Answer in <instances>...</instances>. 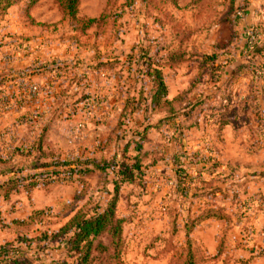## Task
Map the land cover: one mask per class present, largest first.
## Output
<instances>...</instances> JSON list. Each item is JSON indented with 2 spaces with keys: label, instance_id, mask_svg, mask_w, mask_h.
Wrapping results in <instances>:
<instances>
[{
  "label": "rangeland",
  "instance_id": "obj_1",
  "mask_svg": "<svg viewBox=\"0 0 264 264\" xmlns=\"http://www.w3.org/2000/svg\"><path fill=\"white\" fill-rule=\"evenodd\" d=\"M71 1L0 0V246L27 264H264V0ZM138 149L142 178L117 181ZM113 197L101 236L59 234Z\"/></svg>",
  "mask_w": 264,
  "mask_h": 264
},
{
  "label": "trees",
  "instance_id": "obj_2",
  "mask_svg": "<svg viewBox=\"0 0 264 264\" xmlns=\"http://www.w3.org/2000/svg\"><path fill=\"white\" fill-rule=\"evenodd\" d=\"M75 3V0L69 2V7L72 9L71 6H73ZM247 44V43H246ZM248 46V45H247ZM250 47V46H248ZM254 48V47H253ZM252 48V49H253ZM251 49V50H252ZM206 60V59H205ZM169 67L174 68L176 67V64L179 62V60H176L174 55H171V58L168 59ZM210 60H208L206 63H208ZM205 64L199 66V69H204L208 68L211 72V76H214L215 74V69H212L209 67V65L204 66ZM212 65V64H211ZM44 67V66H43ZM60 70V69H59ZM152 72V82H153V87H152V93L148 96V99H150V102L152 104L158 103L162 97H164L167 94L163 77L161 72L158 69H154ZM150 72V73H151ZM2 81L0 80V85H2ZM147 98V96H146ZM125 106L122 110L123 113H125ZM42 136V135H41ZM41 136L38 139V144L37 148H41ZM136 157L133 161V163H129V161H124V159H117L118 161H115V165L110 167V161H100L99 162V167H96L98 170L101 172H105L109 170L108 168L113 170L115 175L118 177V180H121V182H134L135 180H140L142 178V171L141 167L139 164V159H142L143 155H139V149L137 150ZM78 160L76 161H65L64 163H61L62 166H72L73 163L78 164ZM91 165L95 164L96 166V160L90 162ZM36 163L32 166V169H36ZM56 165V163H54ZM114 164V163H113ZM79 165V164H78ZM41 167L44 168H49L50 165L45 164ZM47 175L51 176H58L59 173L57 171H46ZM70 174L69 176L74 175V176H87L91 174V171L89 170V166H87L85 163L80 164V167H77V169H69ZM67 172H64L66 174ZM68 179H71V177H68ZM9 188L4 189V196L6 197L9 192L15 190L18 188V186L21 185L20 182H17L15 179H9L8 180ZM32 187H35L33 185ZM116 191V190H115ZM1 195V194H0ZM114 206H115V197L109 201L107 208L102 211L101 214L97 215L96 218L93 217H86L84 218L81 216L79 212H77L73 218L69 221L68 224L64 226V228L61 230L59 234H62L63 236H67L70 234V241L75 244H79L83 239L82 238H92L96 239L99 236H101L105 231H106V223H108L114 215ZM5 262V263H11V264H27L26 261H21V254L19 248H17L14 244H4L0 246V262Z\"/></svg>",
  "mask_w": 264,
  "mask_h": 264
},
{
  "label": "built area",
  "instance_id": "obj_3",
  "mask_svg": "<svg viewBox=\"0 0 264 264\" xmlns=\"http://www.w3.org/2000/svg\"><path fill=\"white\" fill-rule=\"evenodd\" d=\"M238 16H240V13H237ZM256 41V34L255 32L252 30V31H249L248 32V41H247V45L248 46H253V44L255 43Z\"/></svg>",
  "mask_w": 264,
  "mask_h": 264
}]
</instances>
